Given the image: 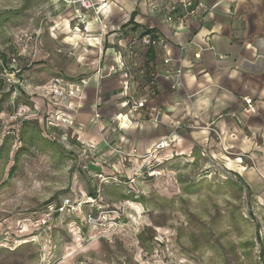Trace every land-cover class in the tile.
Returning <instances> with one entry per match:
<instances>
[{
	"label": "rangeland",
	"instance_id": "374dc122",
	"mask_svg": "<svg viewBox=\"0 0 264 264\" xmlns=\"http://www.w3.org/2000/svg\"><path fill=\"white\" fill-rule=\"evenodd\" d=\"M70 6L86 11L0 0V49L20 70L0 112V264H264L258 206L221 165L154 146L133 189L129 163L108 167L70 125L49 123L40 104L49 81L67 78L59 32Z\"/></svg>",
	"mask_w": 264,
	"mask_h": 264
},
{
	"label": "crops",
	"instance_id": "0c3cea01",
	"mask_svg": "<svg viewBox=\"0 0 264 264\" xmlns=\"http://www.w3.org/2000/svg\"><path fill=\"white\" fill-rule=\"evenodd\" d=\"M96 1L99 19L70 6L59 32L70 53L65 81L87 84L64 103L49 81L43 112L63 127L56 116L69 118L70 133L90 153L108 167L129 163L131 174L172 137L161 156L221 165L245 184L264 222V0H196L198 15L183 25L182 8L173 25L164 19L176 0ZM146 34L165 44L144 45ZM246 96L256 113L243 112Z\"/></svg>",
	"mask_w": 264,
	"mask_h": 264
},
{
	"label": "built area",
	"instance_id": "2783aa9c",
	"mask_svg": "<svg viewBox=\"0 0 264 264\" xmlns=\"http://www.w3.org/2000/svg\"><path fill=\"white\" fill-rule=\"evenodd\" d=\"M70 4H79L80 7L86 11H91L95 14V18L99 19V8L97 6L96 0H70ZM201 6V4L196 3V0H176L175 3L168 4L167 9L164 12V19L168 24L173 25L175 23L174 21V13H176L180 8L184 10L183 16H181L179 20V24L183 25L185 22V18L187 17H196L198 15V8ZM142 43L146 46H157V45H163L165 44V39L160 36H154L152 34H146L142 37ZM15 62V59H13ZM10 68L6 70V76H9L7 78V81H11L13 83H16L14 80H12L13 75H16L20 72L19 69L16 68V65H10ZM115 68L111 67L110 71H114ZM87 84V79H80L76 82H66L65 80L61 78H54L50 82V90L52 92V95L62 102L66 103L70 98L77 97L78 96V86H85ZM245 106L243 107V112L246 114H254L257 112V104L256 101L250 97L246 96L244 97ZM147 103V99L141 100V101H132L130 103L131 110L137 111L138 109L145 107ZM50 124L54 125L57 124L53 118H49ZM56 120L61 122L62 124H68L73 125V122L67 118L66 116H59V114L56 116ZM241 122V120H239ZM174 143V138L170 137L168 139L162 140L159 142L156 147L157 149H164ZM152 174L155 173L154 171L151 172ZM99 177H103L102 174H99ZM136 177L137 173H133V175L128 180V185L134 189L136 184ZM66 205H62L61 210L65 208ZM89 219L93 220V216L89 215ZM264 251L259 250L257 252L259 260H261V254ZM263 264V263H261Z\"/></svg>",
	"mask_w": 264,
	"mask_h": 264
},
{
	"label": "trees",
	"instance_id": "16d2710c",
	"mask_svg": "<svg viewBox=\"0 0 264 264\" xmlns=\"http://www.w3.org/2000/svg\"><path fill=\"white\" fill-rule=\"evenodd\" d=\"M10 65V60H8L7 56L0 49V112L3 110L5 102L11 95L10 91L8 90L6 76V70L11 69ZM65 139H67V137ZM81 146L84 150V154L87 153V151L90 153L89 148H86L82 144Z\"/></svg>",
	"mask_w": 264,
	"mask_h": 264
}]
</instances>
